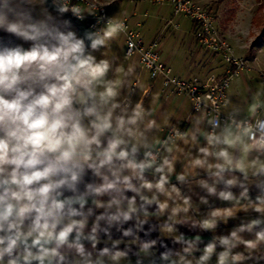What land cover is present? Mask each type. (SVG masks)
Returning <instances> with one entry per match:
<instances>
[{
	"label": "clouds",
	"instance_id": "9594fccd",
	"mask_svg": "<svg viewBox=\"0 0 264 264\" xmlns=\"http://www.w3.org/2000/svg\"><path fill=\"white\" fill-rule=\"evenodd\" d=\"M108 8L0 0V264H264V89L160 122Z\"/></svg>",
	"mask_w": 264,
	"mask_h": 264
},
{
	"label": "rangeland",
	"instance_id": "374dc122",
	"mask_svg": "<svg viewBox=\"0 0 264 264\" xmlns=\"http://www.w3.org/2000/svg\"><path fill=\"white\" fill-rule=\"evenodd\" d=\"M195 1L213 13L220 38L230 46L232 53L235 52L236 57L250 62L251 69L234 77L227 89L229 95L236 87L239 88V103H242L247 99L249 90L264 89V81L260 76V71L264 69V0ZM104 2L109 5L110 14L120 18L127 17L133 25H137L147 42H159L162 59L171 58L169 64L174 73L185 74L184 76L193 74L189 69L192 62L202 65V70H205L203 75L224 72L221 58L197 44L192 22L185 17L173 16L168 6H153L146 0ZM250 13L252 15L249 26ZM170 20L172 23H169ZM123 52L124 43L121 37L106 50V55L116 57L118 62L126 67L128 62L123 60ZM132 59L138 61L136 57ZM257 62L259 67L256 66ZM139 71L140 66L137 64L135 73ZM142 75L147 81L149 76L146 73Z\"/></svg>",
	"mask_w": 264,
	"mask_h": 264
},
{
	"label": "built area",
	"instance_id": "2783aa9c",
	"mask_svg": "<svg viewBox=\"0 0 264 264\" xmlns=\"http://www.w3.org/2000/svg\"><path fill=\"white\" fill-rule=\"evenodd\" d=\"M146 1L153 6H168L173 12V16H181L189 19L193 24L192 30L197 44L207 52L221 58L224 65V72L221 74L208 73L204 78L201 76L181 77L175 75L172 67L162 59L159 42L157 40L147 42L138 29V26L133 25L127 17L123 18L128 27V36L122 37L124 43V59L130 60L136 57L141 68L149 73L154 82H160L170 95H180L188 98L192 104V109L195 97L205 95L212 91L208 87L209 83L217 85L214 94L220 98V103L223 104L224 98L228 97L227 89L230 81L234 77L239 76L241 72L249 71L251 69L250 62L233 55L230 46L220 38L213 13L209 9L201 6L197 1ZM169 23H172V20ZM129 39L136 45L132 58H127ZM141 54L151 56L150 66L148 62L143 60ZM260 76L264 81L263 71H260ZM173 80L176 82L175 84L172 83Z\"/></svg>",
	"mask_w": 264,
	"mask_h": 264
},
{
	"label": "crops",
	"instance_id": "0c3cea01",
	"mask_svg": "<svg viewBox=\"0 0 264 264\" xmlns=\"http://www.w3.org/2000/svg\"><path fill=\"white\" fill-rule=\"evenodd\" d=\"M123 60L125 62H128L127 66L130 64V62L133 60H125L123 57ZM171 58L164 60L169 64V61ZM139 65L138 61H136ZM198 64V63H197ZM196 63L192 62L189 64V69L192 72L193 76H201L205 77L203 75V72L205 70H202V65H197ZM170 65V64H169ZM140 66V65H139ZM136 68V67H135ZM174 72V71H173ZM142 73H146L149 78L146 81L144 79V75ZM175 75L181 76V77H188L191 76L188 74V76L179 75L174 73ZM133 83L135 81L140 82V87L137 92L138 98H144V104L145 107H152L156 109V115L160 122H178V121H185L183 124L184 128L188 127L187 120L192 115L193 109L192 104L190 100L184 96L180 95H170L163 87V85L160 82H154L149 73L145 70H143L140 66V71L137 73H134V76L132 77ZM239 88H235L233 92L229 93L228 97H231L233 103H239ZM145 93L147 95L145 96Z\"/></svg>",
	"mask_w": 264,
	"mask_h": 264
}]
</instances>
